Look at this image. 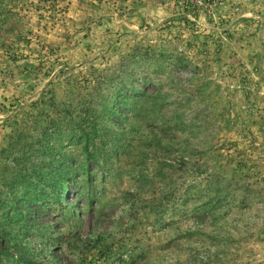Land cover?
Masks as SVG:
<instances>
[{"label":"rangeland","instance_id":"obj_1","mask_svg":"<svg viewBox=\"0 0 264 264\" xmlns=\"http://www.w3.org/2000/svg\"><path fill=\"white\" fill-rule=\"evenodd\" d=\"M30 262L264 264V0H0V264Z\"/></svg>","mask_w":264,"mask_h":264},{"label":"trees","instance_id":"obj_2","mask_svg":"<svg viewBox=\"0 0 264 264\" xmlns=\"http://www.w3.org/2000/svg\"><path fill=\"white\" fill-rule=\"evenodd\" d=\"M121 103H122V101L119 102V105H120ZM98 123H99V121L96 120V119H94V120H93V123H92V127H99V126H98ZM82 136L86 137L87 134L84 133ZM76 137H77V136H76ZM53 154H54V153H53ZM53 156H54V157L52 158V160H54V158H55V155H53ZM57 186H59L60 188H57ZM54 188H55V190H56V192H57V194H56V200H55L56 205L61 206V203H60V202L63 201L64 199H66V195H67L66 188L62 187V186L60 185V183H58V182L54 184ZM30 195H31L30 193H28V194H23V195H21V196H17V195H15V197H16L15 200H27V202H28L27 197H29ZM43 195L46 196L47 194H46V193H43ZM69 202H70V201H67V202L65 203V205H64V206H66L65 208H67V205H68ZM10 208H11V209H10V213H13V209L15 208V203H14ZM16 209H18V208H16ZM18 214H21V213H18ZM4 240H5V239H4ZM52 248H53V250H52ZM54 248H56V246H55L54 244L50 245V248H49L47 254L45 255V258H46V259H51V258L53 257V256L51 257V255L54 254ZM12 252H13V250L11 249V247H6V252H4V255H5L6 257H10ZM57 252H59V251L57 250ZM53 259H54V258H53ZM27 264H33V263L30 262V263H27Z\"/></svg>","mask_w":264,"mask_h":264}]
</instances>
